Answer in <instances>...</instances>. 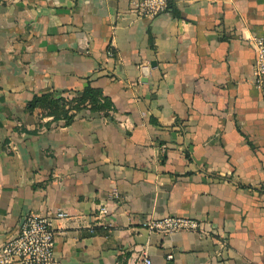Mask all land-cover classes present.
<instances>
[{"label": "crops", "instance_id": "1", "mask_svg": "<svg viewBox=\"0 0 264 264\" xmlns=\"http://www.w3.org/2000/svg\"><path fill=\"white\" fill-rule=\"evenodd\" d=\"M133 1L0 0V246L38 213L55 264H264V0ZM86 85L110 107L26 108ZM167 215L211 232L143 226Z\"/></svg>", "mask_w": 264, "mask_h": 264}, {"label": "built area", "instance_id": "2", "mask_svg": "<svg viewBox=\"0 0 264 264\" xmlns=\"http://www.w3.org/2000/svg\"><path fill=\"white\" fill-rule=\"evenodd\" d=\"M167 7V0H134L132 2V11L137 15L152 16L166 10ZM248 39L255 53L254 62L251 64L253 83L264 103V34L253 35ZM107 212L106 205H99L96 208V214L100 218H103ZM55 216L63 217L66 216V213L57 211ZM20 224L16 233L0 246V264L16 262L20 264H55L53 218L50 215L28 213ZM143 226L148 231L162 234L197 231L208 235L211 232L198 219L179 215H167L152 219L144 222ZM128 264H152V261L148 253L143 250L134 257V261Z\"/></svg>", "mask_w": 264, "mask_h": 264}, {"label": "trees", "instance_id": "3", "mask_svg": "<svg viewBox=\"0 0 264 264\" xmlns=\"http://www.w3.org/2000/svg\"><path fill=\"white\" fill-rule=\"evenodd\" d=\"M83 107L104 111L110 107V101L100 89L86 85L80 92L73 94L54 95L53 91L40 93L34 95L26 104L29 111L39 109L43 116L61 117L66 120Z\"/></svg>", "mask_w": 264, "mask_h": 264}]
</instances>
